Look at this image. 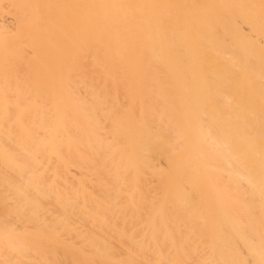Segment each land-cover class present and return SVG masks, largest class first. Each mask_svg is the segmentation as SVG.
Here are the masks:
<instances>
[{"label":"bare ground","instance_id":"6f19581e","mask_svg":"<svg viewBox=\"0 0 264 264\" xmlns=\"http://www.w3.org/2000/svg\"><path fill=\"white\" fill-rule=\"evenodd\" d=\"M0 264H264V0H0Z\"/></svg>","mask_w":264,"mask_h":264}]
</instances>
